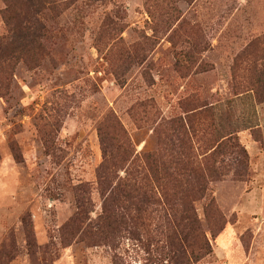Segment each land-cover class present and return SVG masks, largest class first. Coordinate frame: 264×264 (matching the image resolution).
Segmentation results:
<instances>
[{"label": "rangeland", "instance_id": "obj_1", "mask_svg": "<svg viewBox=\"0 0 264 264\" xmlns=\"http://www.w3.org/2000/svg\"><path fill=\"white\" fill-rule=\"evenodd\" d=\"M64 2L32 66L10 58L0 0V264L160 261L127 232L103 240L98 170L104 135L139 157L179 117L203 142L232 134L249 155L245 178L209 183L223 221L194 196L190 264H264V102L246 92L264 72V0Z\"/></svg>", "mask_w": 264, "mask_h": 264}, {"label": "trees", "instance_id": "obj_2", "mask_svg": "<svg viewBox=\"0 0 264 264\" xmlns=\"http://www.w3.org/2000/svg\"><path fill=\"white\" fill-rule=\"evenodd\" d=\"M68 1L77 4L80 0ZM92 1L104 3L107 0ZM4 3L2 16L10 32L11 60L23 58L28 65L36 66L43 38L49 31L48 12L68 8L67 2L4 0ZM2 43L3 38L0 39V62ZM261 75L254 89L246 92H254L257 101L263 103L264 72ZM110 119L116 130L124 131L114 116ZM168 128L173 132L172 139L163 136ZM161 130L158 151L144 153L140 158L130 150L128 139L124 144L116 140L107 146L108 136L104 135V161L98 170V187L105 196V204L99 231L103 240L108 241H114L118 234L125 232L134 240H146V250L152 253L154 248L161 255L160 261L154 259L152 264H190L191 260H197L194 246L200 231L194 196L205 201L204 211L208 218L214 213V218L223 221L215 200L208 195L209 183L232 172L236 179L245 178L249 155L232 134H218L215 141L203 142L199 132H195L192 125L188 126L186 118L164 121L158 132ZM201 142L203 146L195 147ZM73 221L74 227L81 225L80 217ZM200 251L204 256L211 254L206 237L202 238ZM118 259L114 257L113 264H122Z\"/></svg>", "mask_w": 264, "mask_h": 264}]
</instances>
